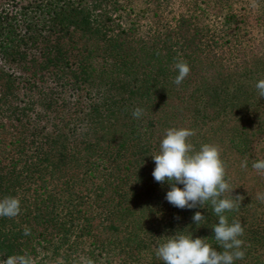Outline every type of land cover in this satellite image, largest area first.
Wrapping results in <instances>:
<instances>
[{
    "label": "trees",
    "instance_id": "1",
    "mask_svg": "<svg viewBox=\"0 0 264 264\" xmlns=\"http://www.w3.org/2000/svg\"><path fill=\"white\" fill-rule=\"evenodd\" d=\"M261 79L264 0H0V199L21 205L0 217V260L163 264L176 232L222 251L211 206L176 208L152 176L165 130L186 127L244 197L226 213L244 227L235 264H264Z\"/></svg>",
    "mask_w": 264,
    "mask_h": 264
},
{
    "label": "clouds",
    "instance_id": "2",
    "mask_svg": "<svg viewBox=\"0 0 264 264\" xmlns=\"http://www.w3.org/2000/svg\"><path fill=\"white\" fill-rule=\"evenodd\" d=\"M178 74L173 83L180 85L190 73L186 61L176 62ZM258 98H264V79L256 82ZM163 106V105H162ZM143 115L142 108L132 111L133 118ZM195 132L186 127H172L165 130L160 140L159 152L152 156L155 168L152 172L154 180L160 184L167 183L170 190L166 192L168 203L179 209H194L211 206L218 222L212 225L214 240L222 251L217 250L206 238H192L191 234L175 233L166 236L163 243L155 249V256L163 264H235L242 260L244 227L239 220L229 223L226 213L238 210L243 196H233V188L226 180V164L221 157V150L214 144H202L197 149L190 138ZM241 167H247L243 161ZM253 169L264 174V160L255 161ZM177 185H183L178 187ZM227 194V195H226ZM264 202V196L259 197ZM21 212L20 200L13 196L0 199V217L9 219L17 217ZM197 227L204 224L205 216L196 211L192 217ZM24 235H30L25 227ZM0 264H34L31 256L11 255L0 260ZM87 264H91L88 261Z\"/></svg>",
    "mask_w": 264,
    "mask_h": 264
}]
</instances>
